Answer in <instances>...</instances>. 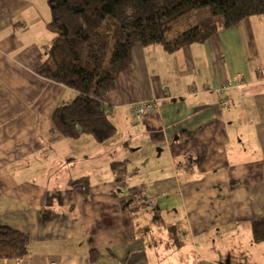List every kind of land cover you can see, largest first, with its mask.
I'll use <instances>...</instances> for the list:
<instances>
[{"label": "crops", "instance_id": "1", "mask_svg": "<svg viewBox=\"0 0 264 264\" xmlns=\"http://www.w3.org/2000/svg\"><path fill=\"white\" fill-rule=\"evenodd\" d=\"M51 16L48 0H0V225L31 239L25 258L0 264L191 263L166 253L182 243L178 218L192 242L250 234L264 216V15L173 52L135 46L105 98L117 127L105 142L56 130L54 111L77 93L37 72Z\"/></svg>", "mask_w": 264, "mask_h": 264}, {"label": "trees", "instance_id": "2", "mask_svg": "<svg viewBox=\"0 0 264 264\" xmlns=\"http://www.w3.org/2000/svg\"><path fill=\"white\" fill-rule=\"evenodd\" d=\"M48 1V28L55 37L37 72L77 93L54 111L53 122L67 138L91 134L99 142L117 133L105 112V98L131 64L135 46L161 45L173 52L207 41L221 27L264 15V0ZM199 7H209L210 15L181 28ZM252 237L256 243L264 241V216L253 220ZM30 241L28 233L0 225V258L22 260L30 252Z\"/></svg>", "mask_w": 264, "mask_h": 264}, {"label": "rangeland", "instance_id": "3", "mask_svg": "<svg viewBox=\"0 0 264 264\" xmlns=\"http://www.w3.org/2000/svg\"><path fill=\"white\" fill-rule=\"evenodd\" d=\"M189 15V16H188ZM187 18L183 21L181 28L188 27L192 23H194L197 19H201L203 17H207L210 15L209 7H199L198 9L194 10L193 13L188 14ZM160 48H164L163 46H159ZM166 50V49H165ZM259 71V70H258ZM224 85V84H223ZM223 90V86L221 87ZM127 140V137L124 140H120L117 144L112 146L109 151L111 154L114 150H116V154L120 152V149H123V144ZM128 155L130 149H126ZM111 152V153H110ZM115 165H118V168L123 169L125 164L123 162H116ZM124 170V169H123ZM121 172V171H120ZM123 173V172H121ZM129 177V176H127ZM154 204H152V208ZM151 208V207H150ZM148 211V208L140 206L139 212ZM152 215L148 216V218L153 217L154 224L153 230L149 232V237L153 240H158L161 234V227L162 223L159 218H155V213L157 210H150ZM160 213L165 214L166 221H162L165 225L166 223L171 225L173 222L172 218H169L168 213L165 211L159 210ZM170 214V213H169ZM171 215V214H170ZM185 218H178L175 223L177 226H173L172 233H175L177 236L171 238L175 242V238L179 237L182 240L180 245L176 246V244L172 243L173 248L167 249L166 252L169 255V251L171 252V256H176L179 260H186V264H264V241L260 243H256L253 241L252 238V231L250 234L246 233L247 227H240L239 235L237 238L234 237H225L223 241H214L213 238L210 241L205 242L206 238H209L211 235H204L203 238L201 237H194L191 241L190 237L183 235V229L185 226H182L183 222H185ZM180 223V224H179ZM179 226H182L181 229H178ZM168 229V228H167ZM171 230V228H170ZM169 231V229H168ZM171 237V235H170ZM190 239V241H189ZM159 252V250H157ZM166 254V256H167ZM210 256L208 258L207 256ZM157 257V254L155 255Z\"/></svg>", "mask_w": 264, "mask_h": 264}, {"label": "built area", "instance_id": "4", "mask_svg": "<svg viewBox=\"0 0 264 264\" xmlns=\"http://www.w3.org/2000/svg\"><path fill=\"white\" fill-rule=\"evenodd\" d=\"M258 72L261 75H264V70L260 69ZM229 86H230V83H225L223 85V90L225 91L226 89L229 88ZM158 106H159L158 100L154 99V100H149L146 103L135 107L133 109V111H134V114H136V115H144L145 113H148V112H151V111L157 109ZM152 204H153L152 201H148V206L149 207H152Z\"/></svg>", "mask_w": 264, "mask_h": 264}]
</instances>
